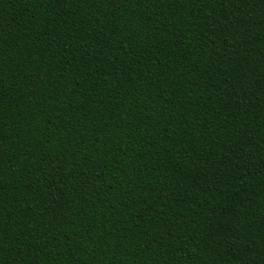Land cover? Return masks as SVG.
<instances>
[{
    "label": "trees",
    "instance_id": "trees-1",
    "mask_svg": "<svg viewBox=\"0 0 264 264\" xmlns=\"http://www.w3.org/2000/svg\"><path fill=\"white\" fill-rule=\"evenodd\" d=\"M0 264H264V0H0Z\"/></svg>",
    "mask_w": 264,
    "mask_h": 264
}]
</instances>
